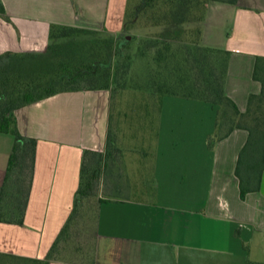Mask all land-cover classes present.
Returning a JSON list of instances; mask_svg holds the SVG:
<instances>
[{
	"label": "crops",
	"instance_id": "1",
	"mask_svg": "<svg viewBox=\"0 0 264 264\" xmlns=\"http://www.w3.org/2000/svg\"><path fill=\"white\" fill-rule=\"evenodd\" d=\"M2 2L0 53L44 52L52 24L120 32L128 5ZM200 28L202 45L230 51L225 93L244 111L261 89L253 71L264 56V0L208 1ZM218 107L164 95L155 136L127 149L140 163L139 180L127 176L123 149L115 181H102L88 209L74 202L85 151L106 145L109 90L63 91L15 109L18 130L36 143L23 193L7 188L3 200L14 136L0 131V264L11 255L49 264L264 263V172L260 189L241 199L235 167L248 132L235 128L209 147Z\"/></svg>",
	"mask_w": 264,
	"mask_h": 264
},
{
	"label": "trees",
	"instance_id": "2",
	"mask_svg": "<svg viewBox=\"0 0 264 264\" xmlns=\"http://www.w3.org/2000/svg\"><path fill=\"white\" fill-rule=\"evenodd\" d=\"M208 1L211 0H139L131 9L127 5L123 29L140 25L163 27L160 35L149 39L153 47L154 70L151 78L145 80L146 87L153 88L150 95L157 100L158 106L164 95L202 99L217 104L215 127L207 137L209 147L235 128L247 130L248 136L238 153L235 167L240 198L244 199L248 192L260 189L264 172V56H257L253 71V77L261 83V89L258 93H250L247 107L241 111L225 93L230 51L205 46L200 42V26ZM0 16L8 19L2 0ZM184 22V32L195 34L194 39L179 43L167 37L170 35L168 32L178 33L179 28L176 27ZM195 22L198 25L190 28L191 23ZM71 30L107 34L97 39L67 41ZM114 33L52 24L50 42L44 52L8 50L0 53V131L10 132L14 136L2 198L8 192L7 188L11 189L12 195L14 191L23 193L36 143L35 138L24 136L18 130L15 109L59 92L81 89H108L110 92L106 145L104 151H85L75 206L83 197L95 193L101 174L106 180L120 165L123 149L113 129L117 91L115 83L119 82L120 61L124 59L121 64L128 61L129 65L131 56L128 54L122 58L124 45ZM36 58H43L45 62L33 68L31 61ZM123 84L127 85L126 79ZM130 87L143 89L137 81ZM9 182L13 185H9ZM3 259L4 263L1 264H49L46 259L14 255ZM248 264L264 263L249 261Z\"/></svg>",
	"mask_w": 264,
	"mask_h": 264
},
{
	"label": "rangeland",
	"instance_id": "3",
	"mask_svg": "<svg viewBox=\"0 0 264 264\" xmlns=\"http://www.w3.org/2000/svg\"><path fill=\"white\" fill-rule=\"evenodd\" d=\"M138 1L139 0H129V9H131ZM184 25L185 22L176 27L179 28L178 33L168 32L170 35L167 37H170L172 38L171 40L179 43L189 42L190 40L194 39L195 34H187L184 32ZM197 25L198 22H195L191 23L189 27L195 28ZM164 30L166 31V28ZM162 31V26L149 28L144 25H140L132 29H122L120 32L114 33L118 40L122 39V44L124 45L122 58H126L128 54L131 56L129 64L130 66L127 65L128 61L124 65L121 64V61L123 62L124 59H122L119 63V82L117 84L115 83L118 92L116 91L115 97L116 103L113 118V129L116 131L115 134L117 135L118 139H120L122 149H126L124 154L127 158V176H129V179L132 181V183L139 180L141 168L137 158L132 159V157H129L130 153L127 151V149H132V147H134L135 150H140V144H142V142L148 141V138L151 136H155L156 110L158 108V102L155 100L153 95H150L153 88L146 87L145 80L151 78L154 70V63L152 60L153 47L152 41L150 42L149 39L156 38V36L160 35ZM71 33V36L66 39L67 41H71L72 39L81 40L85 38L97 39L107 34L105 32L84 33L83 31L74 30H71ZM44 62L45 61L43 58H36L31 61V65L33 68H37ZM124 79L127 80V85L123 84ZM136 81L140 87H143V89L130 87V85L134 84ZM149 121H151V123H148ZM115 174H117V167L112 173V178L114 181ZM104 180V174H101L99 184L95 186V193L82 198V200H84L83 204H85L86 209L92 207L93 202L96 201L98 194L102 192L101 188L102 184H104L102 181ZM16 192L17 191H14V193ZM14 197L15 196H12V199ZM3 200H6V197H4Z\"/></svg>",
	"mask_w": 264,
	"mask_h": 264
}]
</instances>
